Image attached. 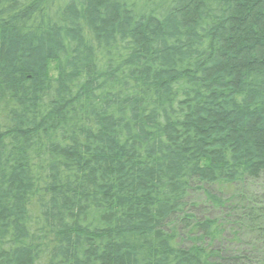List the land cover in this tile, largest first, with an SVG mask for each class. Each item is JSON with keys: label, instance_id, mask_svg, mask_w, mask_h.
I'll list each match as a JSON object with an SVG mask.
<instances>
[{"label": "trees", "instance_id": "1", "mask_svg": "<svg viewBox=\"0 0 264 264\" xmlns=\"http://www.w3.org/2000/svg\"><path fill=\"white\" fill-rule=\"evenodd\" d=\"M263 172L264 0H0V264L246 263Z\"/></svg>", "mask_w": 264, "mask_h": 264}, {"label": "rangeland", "instance_id": "2", "mask_svg": "<svg viewBox=\"0 0 264 264\" xmlns=\"http://www.w3.org/2000/svg\"><path fill=\"white\" fill-rule=\"evenodd\" d=\"M53 67V64L49 65L50 76L54 75ZM221 199V206L213 207L205 202L200 191L188 196L189 202H193L196 207L193 214L221 222L226 236V254L249 251L251 258L243 264H264V218L257 212V208L264 209V172L257 179H247L240 185L223 188ZM253 215L255 219L261 220L256 221ZM233 234L236 240L230 237Z\"/></svg>", "mask_w": 264, "mask_h": 264}]
</instances>
